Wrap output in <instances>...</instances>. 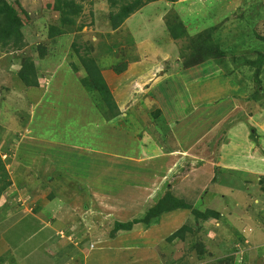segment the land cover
Masks as SVG:
<instances>
[{"label":"rangeland","instance_id":"rangeland-1","mask_svg":"<svg viewBox=\"0 0 264 264\" xmlns=\"http://www.w3.org/2000/svg\"><path fill=\"white\" fill-rule=\"evenodd\" d=\"M74 1L63 27L55 0H0L22 21L0 47V264H264V0H159L117 29L106 0ZM207 42L224 55L187 68ZM167 193L217 217L114 231Z\"/></svg>","mask_w":264,"mask_h":264},{"label":"trees","instance_id":"trees-1","mask_svg":"<svg viewBox=\"0 0 264 264\" xmlns=\"http://www.w3.org/2000/svg\"><path fill=\"white\" fill-rule=\"evenodd\" d=\"M156 1L159 0H106L107 4L109 5V9L115 11V13L112 12L109 14V21L111 27L113 29L119 28L123 24V22L127 18H129V16L134 14L136 11H139L141 8L148 5L149 3ZM164 1L168 3L176 2V0H164ZM52 9L60 15L59 23L60 26L63 27L64 26L73 27L76 21V17L80 15V12L82 10L81 5L76 4L74 0H55ZM21 26H22V21L17 14L16 8L14 6L6 4V2H2V4L0 5V47H4L7 41L9 42L12 41L13 45L17 46L21 36L20 34ZM172 29L175 30L174 27ZM59 30L55 26H50L49 36L53 37L57 32L60 33ZM79 30L80 28H78V31ZM62 31L64 32L63 29ZM208 43L209 42L204 43L200 47L201 49L200 56L203 55L206 57H204L203 60H200L198 62H193V63L191 62V64L193 65L189 64L190 66L188 65L189 67L187 68H190L191 66L194 67L198 64H201L202 62L209 61V59H213L214 57L207 56V54L208 55L213 54L210 52L212 48L215 54L219 56L224 55L219 51L217 47H215L216 45L208 46ZM75 52L78 53V50L75 49ZM38 53L40 58L44 57V53L42 52V50H40ZM79 59L87 74V78L81 80L85 88L92 95H95L96 93V95L100 97L99 102L101 101L102 104L105 105L106 108H108V110L114 109L115 106L112 101L108 87L105 84V81L101 76V73L95 67L92 59L87 57L84 58L79 57ZM261 63H262V58H259L258 61L253 64L256 70L258 69ZM75 70L76 69L74 68V72ZM17 75L22 85L25 86L26 88L27 87L36 88L38 86L35 65L31 59L26 57L25 59L21 60L20 69ZM111 117L114 118L115 116H111ZM260 188L261 191L264 192V179L260 181ZM177 210H191L192 215L195 219H202L203 221L207 220L208 217L210 218L217 217L216 213H211V212H205L201 214L196 208H193L191 205L187 204L186 200L177 199L170 193H167L153 207L147 210L143 218L128 224L117 223L115 224L114 231H131L132 226L134 224L142 223L148 225L152 221L158 220L162 215L172 213ZM184 230L190 231L189 228L186 227L181 228L177 230L175 233H173L169 238V240L175 239V237H179L180 236L179 233Z\"/></svg>","mask_w":264,"mask_h":264},{"label":"crops","instance_id":"crops-1","mask_svg":"<svg viewBox=\"0 0 264 264\" xmlns=\"http://www.w3.org/2000/svg\"><path fill=\"white\" fill-rule=\"evenodd\" d=\"M177 102V101H176ZM176 102H175V104H176ZM181 103V102H180ZM101 205H103V203L101 204Z\"/></svg>","mask_w":264,"mask_h":264}]
</instances>
